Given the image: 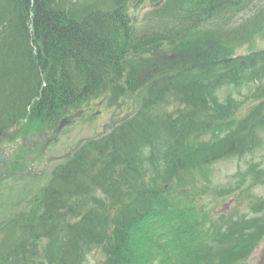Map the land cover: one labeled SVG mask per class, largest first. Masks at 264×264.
<instances>
[{
  "label": "trees",
  "instance_id": "obj_1",
  "mask_svg": "<svg viewBox=\"0 0 264 264\" xmlns=\"http://www.w3.org/2000/svg\"><path fill=\"white\" fill-rule=\"evenodd\" d=\"M243 1L188 0L196 23ZM128 2L0 0V133L19 123L52 132L104 94L140 101L134 116L74 150L21 220L1 224L0 264H40L39 252L46 263L82 264L93 249L103 264H245L264 236L260 221L216 220L177 195L215 162L256 150L264 105L235 119L234 99L225 113L217 95L258 86L264 52L236 59L189 48L156 62L144 56L154 39L133 34ZM80 199L98 214L81 219Z\"/></svg>",
  "mask_w": 264,
  "mask_h": 264
},
{
  "label": "rangeland",
  "instance_id": "obj_2",
  "mask_svg": "<svg viewBox=\"0 0 264 264\" xmlns=\"http://www.w3.org/2000/svg\"><path fill=\"white\" fill-rule=\"evenodd\" d=\"M137 1L129 0L126 5L132 6ZM186 1L154 0L157 5L153 7L145 5L136 14V18L132 20L135 26L133 33L135 37L140 41L152 37L154 39L152 42H155V48L146 50L144 56H150L156 62L166 58L174 60L179 53H185L189 48H193L192 54L206 56L213 54L217 57L236 59L264 52V15H262L264 1L250 4L249 7L243 1L233 9L228 7L226 10L228 13L220 11L199 23H196L199 19L197 18L199 10L188 0ZM127 14L130 15L128 11ZM172 34L174 36L169 38ZM212 41L217 42L212 43ZM172 66L174 67L175 64ZM260 86V90H264L263 77L258 86L245 84L238 91L222 89L217 95L221 108L228 113L230 107L226 102L229 98H233L237 107L234 118L243 119L255 107L264 105V94H260L259 88H256ZM128 96L125 100H121L104 94L100 98L87 102L83 107L73 110L72 112L81 111L82 115L75 119L71 126L64 128L58 140L52 142L45 150L43 144L34 146V143H31L29 146H23L27 138L35 131L39 130L38 133L45 136H49L50 132L42 126L19 123L12 134L16 144H10L15 149L13 158L18 160V165L11 167L17 170H9L8 176L0 180V209L2 208L0 222L2 221L3 224L21 220L25 204L40 196L42 189L50 182L53 172L59 165H64L75 148L89 139L105 135L119 122L134 116L140 101L135 100L133 95ZM4 99L3 96L0 97V105ZM166 110L168 113L175 111L170 105ZM21 132L29 136L24 137ZM255 132L258 146L253 154L215 162L205 170L207 177L204 180L203 173H196L193 180L190 179L189 184L179 190L177 195H188L187 199L193 206L198 205L201 209L203 208L210 217H217L216 220L227 217L235 220L234 217L238 215L244 216L247 222L260 221L264 224V125L259 126ZM3 135L8 134L3 133ZM183 199L189 205L184 195ZM15 200L18 202L15 203ZM80 200V205L85 208L87 200ZM76 202H78L77 199ZM101 203L105 204L104 207H109L105 199H102ZM35 205L36 203H33V206ZM7 206H9L8 209ZM33 206L30 204L31 208ZM99 208H101L99 205L85 208L84 215L79 217L88 219L94 212L98 214ZM110 210L114 211L112 208ZM18 237L16 233L13 246L16 245L15 240ZM39 246L41 249L42 245ZM256 246L250 251L245 264H264V236ZM38 255H40L38 257L40 264H50V262H44L42 252ZM86 257L82 264H103L104 262V256L99 249H93Z\"/></svg>",
  "mask_w": 264,
  "mask_h": 264
},
{
  "label": "flooded vegetation",
  "instance_id": "obj_3",
  "mask_svg": "<svg viewBox=\"0 0 264 264\" xmlns=\"http://www.w3.org/2000/svg\"><path fill=\"white\" fill-rule=\"evenodd\" d=\"M248 6H250V3ZM47 138L48 137H46L44 134H32L27 138V141L24 143L25 145L23 147L31 145L32 142L34 143V146L41 145V143H45L47 141ZM6 139L7 140H5L3 147H0V153L2 154L0 157L3 160V162L0 161V179L8 176V173L10 172V164H14V160L11 159V154L13 151H15V149L7 144V142L9 143L13 141V138L9 135V137H6ZM15 142L16 141H13V143Z\"/></svg>",
  "mask_w": 264,
  "mask_h": 264
},
{
  "label": "water",
  "instance_id": "obj_4",
  "mask_svg": "<svg viewBox=\"0 0 264 264\" xmlns=\"http://www.w3.org/2000/svg\"><path fill=\"white\" fill-rule=\"evenodd\" d=\"M146 2V0H138L134 6H130V10L132 12L133 15V19L136 17V13L142 8V6L144 5V3ZM79 117V114L74 115L72 117H67L65 119H62V121L58 124V128L54 130V132L52 133V135L49 137V141L51 142L52 140L57 141L58 139V134L60 133V131L62 130V128H64L65 126H69V124L73 121L74 118ZM49 143V142H47ZM1 156V153H0ZM0 161L3 162V160L0 158Z\"/></svg>",
  "mask_w": 264,
  "mask_h": 264
}]
</instances>
